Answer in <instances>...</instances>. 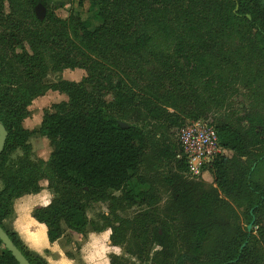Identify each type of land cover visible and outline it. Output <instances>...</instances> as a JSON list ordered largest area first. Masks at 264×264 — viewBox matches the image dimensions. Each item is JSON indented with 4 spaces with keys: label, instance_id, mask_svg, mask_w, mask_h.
Returning <instances> with one entry per match:
<instances>
[{
    "label": "trees",
    "instance_id": "1",
    "mask_svg": "<svg viewBox=\"0 0 264 264\" xmlns=\"http://www.w3.org/2000/svg\"><path fill=\"white\" fill-rule=\"evenodd\" d=\"M48 2L0 0V123L7 133L0 228L26 261L46 264L5 222L13 202L39 193L45 181L53 198L33 218L51 244L66 233L109 230L111 246L130 243L127 252L141 263L264 264V0H81L91 13L86 20L57 18ZM37 5L46 10L43 21ZM75 69L86 73L80 82L45 83L50 71ZM237 83L252 105L241 117L215 112L208 122L231 153L203 169L212 186L191 181L156 209L145 166L173 170L169 184L188 173L165 131L207 120ZM49 91L67 102L44 110L37 130L24 129L31 103ZM34 136L48 141L47 161L32 158ZM93 204H107L114 222L90 221ZM122 205L150 211L123 221L116 215ZM237 211L252 231L240 226ZM153 246L159 250L150 257ZM0 264H18L1 241ZM109 264L131 263L110 256Z\"/></svg>",
    "mask_w": 264,
    "mask_h": 264
},
{
    "label": "rangeland",
    "instance_id": "2",
    "mask_svg": "<svg viewBox=\"0 0 264 264\" xmlns=\"http://www.w3.org/2000/svg\"><path fill=\"white\" fill-rule=\"evenodd\" d=\"M81 0H49L48 6L49 8L53 9L54 14L57 18L60 19H66L70 14L80 18L81 20L91 19V13L88 12V4L85 2H80ZM80 3H82L80 5ZM7 11V8H6ZM35 13V10H34ZM36 16V13H35ZM46 17V13H45ZM44 17V19H45ZM37 18V17H36ZM43 19V20H44ZM78 69L75 70H63L62 72L55 73V72H48L47 77L45 79L46 84H52L58 81L59 79L65 80V81H71V82H80L82 78L86 76V73L81 70V75L78 76ZM67 79V80H66ZM46 96V94L44 95ZM43 96V97H44ZM227 102L224 105V108H222L220 111H214L211 115H209L207 120H203V122L208 123L212 120V116L215 114V112H219L217 115L220 117H241L245 114H247L248 108L251 107L252 102L250 101V97L248 92L242 87V83H237L233 90L229 91V94L226 96ZM42 98V97H40ZM38 99V98H37ZM67 99V98H66ZM41 101L38 103H34L31 105V115H29V118L27 121H25L24 127L26 129L34 130L37 129L39 124L41 123V119L43 116L44 110H48L51 105L58 104L62 102L60 97L56 94L53 96H46L45 99H40ZM67 102V100L65 101ZM225 113V115L223 114ZM202 121V120H201ZM123 123V122H122ZM126 124V123H125ZM179 128L174 129L173 135H170L169 133L165 134L169 138V140L173 144H177L176 134ZM158 136H160V133H157ZM29 143L34 150V153L32 154V157L34 160L43 159L47 160L49 158V155L51 153V148L48 143V141L44 138H41L39 136H34L29 140ZM21 154V152L18 150L12 155V161H14L17 158V155ZM228 157L231 156V153L226 154ZM145 171L143 174L147 177V179L154 183V185L157 188V198H158V204L156 205V209L163 210L164 205L170 201L171 198L175 197L176 191L178 189H181L182 191L186 190V186L191 182H198L202 181L207 186H212V177L208 172H205L202 174L201 177L198 178H192L187 174V177L184 179V181H181L180 184H175L173 181H171V184L168 182L172 180V173L174 171L172 170L170 172V168L168 167H162L159 163L155 164L153 161L149 162L145 166ZM170 179V180H169ZM136 190L143 189L140 186L136 187ZM115 197H118L119 193H112ZM144 211H150L145 206H134L131 208H125L123 205L121 206V209H119L116 212V215L122 219L123 221H131L137 214L142 213ZM109 213V214H108ZM239 219L238 222L242 228H246L248 231H252L250 226L245 225L241 212L237 211ZM87 217L90 221H92L95 225L101 226L106 225L107 222L113 223L114 217L110 214L109 210L107 209V204H93L87 209ZM103 218H107L103 219ZM159 218L161 219L162 216L159 215ZM254 230V229H253ZM106 231V230H105ZM130 243H125L122 247H113L114 253L110 254V256H118L122 260L131 263V264H149L148 262L141 263L139 262L134 256L129 254L127 252V249L129 248ZM159 248L153 246L150 252V257L152 254L156 251H158ZM71 256V254H70ZM109 256V258H110ZM73 257V256H72ZM78 260V261H77ZM76 261L78 264H80L79 259L77 258Z\"/></svg>",
    "mask_w": 264,
    "mask_h": 264
},
{
    "label": "crops",
    "instance_id": "3",
    "mask_svg": "<svg viewBox=\"0 0 264 264\" xmlns=\"http://www.w3.org/2000/svg\"><path fill=\"white\" fill-rule=\"evenodd\" d=\"M77 72L78 76H82L81 70H77ZM56 94L62 102L67 100L65 95H60L57 92L49 91L46 96ZM46 96L35 99L31 105L35 102L39 103L40 99H45ZM31 105L28 108L29 115H31ZM28 118L23 121L24 129H26L24 125ZM19 156L21 154L17 155V157ZM40 186L42 189L39 193L23 196L13 202L12 215L5 222L6 227L18 236L28 251L36 254L46 264H78L77 258L80 264H109V256L114 253L115 249L110 243L109 230L100 233L90 232L85 236L66 233L60 240L52 244L49 242L46 226L33 218V212L36 209L48 207L53 198V194L47 189V182H40Z\"/></svg>",
    "mask_w": 264,
    "mask_h": 264
},
{
    "label": "built area",
    "instance_id": "4",
    "mask_svg": "<svg viewBox=\"0 0 264 264\" xmlns=\"http://www.w3.org/2000/svg\"><path fill=\"white\" fill-rule=\"evenodd\" d=\"M176 139L187 164V174L192 178L201 177L203 169L217 156L229 153L220 147L214 128L203 121L180 127Z\"/></svg>",
    "mask_w": 264,
    "mask_h": 264
},
{
    "label": "water",
    "instance_id": "5",
    "mask_svg": "<svg viewBox=\"0 0 264 264\" xmlns=\"http://www.w3.org/2000/svg\"><path fill=\"white\" fill-rule=\"evenodd\" d=\"M36 17L39 21H43L45 17L46 10L42 5H37L35 8ZM118 125L121 128H128V125L122 122H119ZM7 133L0 123V155L4 149L5 141H6ZM0 241L4 248L13 256L15 261L18 264H29L23 255L19 252V250L14 246L13 242L6 235V233L0 228Z\"/></svg>",
    "mask_w": 264,
    "mask_h": 264
}]
</instances>
